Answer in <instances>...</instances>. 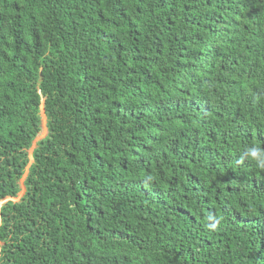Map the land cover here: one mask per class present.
<instances>
[{"label": "trees", "instance_id": "obj_1", "mask_svg": "<svg viewBox=\"0 0 264 264\" xmlns=\"http://www.w3.org/2000/svg\"><path fill=\"white\" fill-rule=\"evenodd\" d=\"M252 146L264 0H0V264H264Z\"/></svg>", "mask_w": 264, "mask_h": 264}, {"label": "rangeland", "instance_id": "obj_2", "mask_svg": "<svg viewBox=\"0 0 264 264\" xmlns=\"http://www.w3.org/2000/svg\"><path fill=\"white\" fill-rule=\"evenodd\" d=\"M38 117H39V121H40L39 132L36 135V137L33 139L31 147L27 150L28 165L26 167V172L24 173L22 179L19 181V193H18V195H17V197L15 199H12L13 202L19 201L21 199V197L24 195V193H25L24 180H25V177H26V175L28 173L29 167L33 163V155H32L33 151L36 148L37 143L39 141L45 139L47 137V135H48L47 119H46L45 112L43 110V102H41V104L39 106Z\"/></svg>", "mask_w": 264, "mask_h": 264}, {"label": "clouds", "instance_id": "obj_3", "mask_svg": "<svg viewBox=\"0 0 264 264\" xmlns=\"http://www.w3.org/2000/svg\"><path fill=\"white\" fill-rule=\"evenodd\" d=\"M41 102H43V100ZM244 155L250 161L254 162L258 169L264 170V150H261L258 147L252 146L246 149Z\"/></svg>", "mask_w": 264, "mask_h": 264}]
</instances>
